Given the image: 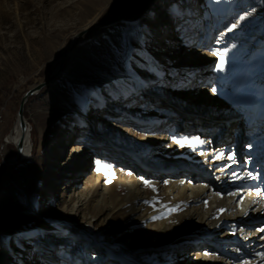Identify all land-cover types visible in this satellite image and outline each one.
<instances>
[{
	"label": "rangeland",
	"instance_id": "1",
	"mask_svg": "<svg viewBox=\"0 0 264 264\" xmlns=\"http://www.w3.org/2000/svg\"><path fill=\"white\" fill-rule=\"evenodd\" d=\"M136 1L142 0H0V162L15 155L7 137L23 93L47 81L77 31L116 18ZM189 3L148 0L130 8L117 24L94 25L65 55L60 74L26 99L22 115L35 145L26 159L2 169L0 264H197L198 251L212 264L257 260L260 251L251 248L263 240L264 232L254 228L258 225L245 226L250 217L238 225L228 218L208 230L190 227L157 248L140 241L156 236L154 223L187 205L178 195L165 192L164 173L177 169L207 173L208 162L201 167L195 162L203 149L213 154L226 136V149L236 154L242 150L241 158L246 143L253 145L255 155L249 159L256 185L250 187L264 192V134L252 143L245 131L235 130L231 124L235 115L225 107L243 83L264 77V0H194L193 8ZM181 51L186 53L183 62ZM198 88L206 90L202 100L211 91L218 92L221 106L217 99L204 106L205 101L195 97ZM187 113L225 117L227 133L220 137L223 128H214L203 134L204 128L201 137L196 134L201 116L194 120ZM211 120L212 126L219 125L217 118ZM122 124L128 128L120 131ZM155 132L161 136L156 133L158 139L149 143L147 138ZM168 139L173 147L165 152L175 146L179 151L166 160L161 155ZM79 140L89 148L86 165L78 163L64 171L70 144ZM135 165L155 171V177L139 178ZM218 167L214 164L209 173L214 180L220 179ZM96 171L101 177L92 184ZM59 173L64 177L58 179ZM118 176L123 183L132 177L147 186L141 188L146 194L135 201L134 219L118 214L116 208L105 217L110 202L127 201V186ZM103 186L108 192L101 201ZM86 190L84 205L79 193ZM162 210L169 214L163 217ZM258 210L256 216H264ZM259 256L262 262L257 264H264Z\"/></svg>",
	"mask_w": 264,
	"mask_h": 264
},
{
	"label": "bare ground",
	"instance_id": "2",
	"mask_svg": "<svg viewBox=\"0 0 264 264\" xmlns=\"http://www.w3.org/2000/svg\"><path fill=\"white\" fill-rule=\"evenodd\" d=\"M193 4H194V0H190L189 8H193L195 6ZM246 18L247 17L242 18L241 22L246 21L247 20ZM94 23L95 22L90 23L89 25L80 29L79 31L86 29L88 27L90 29L93 28L92 25ZM117 23L119 22H116L114 24H117ZM79 31H77L76 33H78ZM182 53L183 51H181L179 54L180 62H183V60L186 57V53H183V54ZM195 62L196 61L193 60L191 62L192 65H195L194 64ZM257 78L258 80L256 82L247 81L243 83L240 86V89L238 90V92L236 93V96L230 98L231 100L229 101L225 100L226 101L225 107L228 108L226 111L229 114L235 115L234 116L235 118L231 122V124L235 126V130L239 132L245 131L247 133L245 137L247 139L249 138L251 142L252 140L254 141L258 140L264 134V77L262 75H259L257 76ZM195 92H196L195 97L197 98L201 99L202 96H206V90L204 88H198V90H196ZM152 94L154 95L155 93L153 92ZM218 94H219L218 92L211 91L210 94L207 97H205L206 100L201 99L202 101H205L203 103L204 106L208 107V105L209 106L213 105V103L210 101L211 99H217L218 107L221 106V104L219 103L220 98ZM217 112H219V110ZM191 115L192 114H188V113L185 114V116H189V118H192L194 120L195 119L197 120L198 116H201V119L199 121L201 126L199 130L200 129L202 130L205 128L206 132H204L203 134H206L209 130L214 129V128L215 129L223 128V131L219 134L220 137L221 136L223 137L227 133V129L223 127L225 125V122H224L225 117H214V114L210 116L208 114L203 115V116L202 115H198V116L192 115L191 116ZM240 116H242L243 120L241 119ZM253 116H255V118H253ZM212 118H215V119L217 118L219 120L218 126H212L213 125V120H211ZM89 123L90 125H93V122H89ZM119 124L115 123L116 127H118ZM29 128H30L29 125H27L26 130L22 134L20 127L18 126V123L15 121L12 126L11 133L7 137L8 139L7 143L8 144L10 143L13 145L17 143L20 137L22 138V145H21L22 146V158L27 157L32 152V143H31ZM126 128L128 127L126 126V124H124V126L120 128L119 130L123 131ZM201 130L199 133L196 132V134H201ZM94 131L95 130L93 129V132ZM156 133L158 132H155L149 135V137L147 138V141L149 143L151 139H158V137L161 136L158 133L159 136L157 135L158 137H156L155 136ZM203 134H201V137L203 136ZM227 137L228 136L222 138L221 142H219V144L215 146V151L213 154H209L208 153L209 151L207 152L205 149H203L202 153L199 155V159L195 162V166H199V167H201L203 163L208 162L207 166L209 167V169L206 171L207 173L200 174V173L194 172V171H198L195 169H191L187 171H185L184 169H177V170L167 171L164 173V178L166 179L165 181H167V184L164 187L165 192L167 191L168 194L178 195V198L185 200V203L187 201V205L184 208H181L178 212H175L172 215L168 216L166 220L164 219L165 221L154 223L153 224L154 226H152V228H156L157 231L154 230L156 233H153L154 231L153 232L151 231V233L155 234L156 236H152V237L145 236L141 238L140 241L142 245H145L147 247L157 248V247L163 246L168 240L172 239L175 235L179 233H184L190 227L200 226V227H203L205 230H208L209 228H211L212 226L216 224H221L222 222H225L224 220L228 218L235 220V221L237 220V223H240L243 221L244 218L254 217L258 215L256 213L258 209H260L259 213L264 214V195L252 191V187H250L251 185L253 186L256 185V182H255L256 178H252V173H251V167H253V163H252V160L249 159L250 156L255 155L254 154L255 150L254 148H252L253 145H249L248 143H246L247 146L244 150V157H243L244 159H243L240 157L242 150H239L238 154H236L234 149H230V150L226 149L225 141L227 140ZM168 140L169 141L165 143L164 148H162V142H160L161 146L159 147L163 149L161 156L162 157L164 156L166 160L171 158L170 156H172V153H173V156H176V154L179 151L177 146H175L176 149L170 151L169 152L170 154L168 152H165L166 150L169 151V149L173 147V145H171L172 141L170 139ZM86 146H87L86 143L81 142L80 140L73 141L70 144L71 149H70L69 155L67 156V159L62 163V169L64 171H68L69 166L73 168V166H75L78 163H80L79 167L85 164L83 163L84 156H86V153L89 150V148ZM187 149H189L190 151L191 149L195 150L192 147L187 148ZM217 155L220 158L219 160L221 164L217 158L218 157ZM203 156L205 158H203ZM74 157H78V160L77 158H74ZM233 157L235 161L232 162ZM54 159L55 157L52 158V160ZM214 164L215 165L217 164V166H219L216 169L218 171L217 172L218 177H220L219 180H216V179L214 180L209 175V173L213 170ZM233 164H235V169L232 168ZM174 165H168V166L173 167ZM131 166H133L132 163H131ZM245 166H247L249 169L245 170L246 168ZM133 170L137 172V175L139 176V178H142V176L144 175L147 177H150V176L155 177L154 176L155 171L149 172L143 168H140V166L135 165L133 167ZM253 170L255 172L258 171L257 168H254ZM62 177H64V175L61 173H59L57 176L58 179ZM100 177H101V173L99 171L98 172L96 171L95 175H91V183L96 184V181H98ZM244 179L246 181H244ZM119 181L123 183V179H121V177H119ZM242 182H246L245 187L250 188L251 191L243 187ZM141 184L143 185L142 186L139 185L138 181L136 179H133L132 177L127 178L126 183H123V186L124 185L127 186V189H128L127 196H126L127 201L124 202L123 200H119V204H114L113 202H110L111 207L107 208L105 217H107L109 213L111 212V210L114 208H116V212L118 214L120 215L126 214L125 217L127 219L129 218V216H130V219H134L135 217H138L137 215L138 213L135 209L137 208V204L135 201L138 198V196L146 194L145 191H141V188H143L144 190L147 189V186L145 185L143 181L141 182ZM261 191H264V190H261ZM107 192H108V187L103 186L102 191L98 195L99 200L103 201L105 199V194ZM88 193L89 191L87 190L79 193L80 197L84 198V202H83L84 205L86 203V197L88 196ZM224 194L227 195V198H228L227 200L230 201V203L228 204L229 206L225 204V201L223 198ZM192 198L195 200L194 203H193V200H191ZM254 203L256 204L253 206ZM188 204H191V205L188 206ZM124 206H127V207H124ZM225 206H226V209H225ZM149 210L147 212H149ZM251 210L253 213L249 214ZM138 211L141 212L143 211V209L140 208ZM163 212H165V215H163V217L169 214L168 210H162L160 213H163ZM193 218H195V220L198 222H196L195 220H192ZM84 222L85 221L82 220L81 224L85 226ZM129 222H132V221H129ZM238 243L239 245H242L240 242ZM254 245L256 246L253 249L251 248V251L256 250L260 252L256 253L258 257L256 258L257 260L250 261L248 264H257V262L261 263L262 259H261V256L259 255H262L263 256L262 258H264V250H259V249L264 248V240H261V241L257 240L255 241L253 246ZM134 246L135 244L133 245V247ZM104 249L105 251L107 250L106 247H104ZM198 254H199V258L197 260L198 262L196 261L195 263L212 264L210 262V257H208L204 252L199 253L198 251ZM244 254L247 255L249 254V252L245 250ZM117 258L120 260L122 257H117Z\"/></svg>",
	"mask_w": 264,
	"mask_h": 264
},
{
	"label": "water",
	"instance_id": "3",
	"mask_svg": "<svg viewBox=\"0 0 264 264\" xmlns=\"http://www.w3.org/2000/svg\"><path fill=\"white\" fill-rule=\"evenodd\" d=\"M146 1H148V0L136 1L135 3L130 4L128 7H126V9L124 11H122L116 18L111 19V20H107V21H104V22H101V23L95 22L92 26H94V25H113L116 22H120V21H122L124 19V17L126 15L129 14L128 11L130 10V8L134 7L135 5L140 4L142 2H146ZM89 29H90L89 27L86 28V29H83V30L79 31L78 33H76L73 36L72 42L61 51L57 67L54 70V72L48 77L47 81L40 82L39 84L32 86L27 91H25L23 93V95L21 96V99H20V102H19V107H18V110H17V119L15 121L18 123V126L20 127V130H21L22 134L26 130V126H27L26 122L24 121V117L22 115L23 106H24V103H25L26 99L29 96L35 94L37 92V90H39L42 86H44L45 84H48L51 81H53L60 74L61 67H62V65L64 63V60H65V55H67L68 52H71L74 49L78 39L82 35H84L86 32H88ZM21 145H22V138L20 137L18 139L17 143L14 145L15 149H16L15 155H13L12 157L7 158V159H5V160L0 162V186L3 184V183H1L2 182V169L5 166H7V165H11V164L17 163L18 161L21 160V158H22V146Z\"/></svg>",
	"mask_w": 264,
	"mask_h": 264
},
{
	"label": "trees",
	"instance_id": "4",
	"mask_svg": "<svg viewBox=\"0 0 264 264\" xmlns=\"http://www.w3.org/2000/svg\"><path fill=\"white\" fill-rule=\"evenodd\" d=\"M34 145H35V144H34V143H32V146H34ZM33 150H34V148H32V152H33ZM32 152H31V153H32Z\"/></svg>",
	"mask_w": 264,
	"mask_h": 264
},
{
	"label": "snow or ice",
	"instance_id": "5",
	"mask_svg": "<svg viewBox=\"0 0 264 264\" xmlns=\"http://www.w3.org/2000/svg\"><path fill=\"white\" fill-rule=\"evenodd\" d=\"M177 143H179V141H177Z\"/></svg>",
	"mask_w": 264,
	"mask_h": 264
}]
</instances>
